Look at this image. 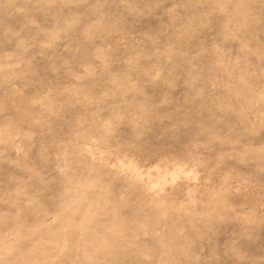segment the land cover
I'll list each match as a JSON object with an SVG mask.
<instances>
[{
  "label": "rangeland",
  "instance_id": "rangeland-1",
  "mask_svg": "<svg viewBox=\"0 0 264 264\" xmlns=\"http://www.w3.org/2000/svg\"><path fill=\"white\" fill-rule=\"evenodd\" d=\"M0 264H264V0H0Z\"/></svg>",
  "mask_w": 264,
  "mask_h": 264
}]
</instances>
